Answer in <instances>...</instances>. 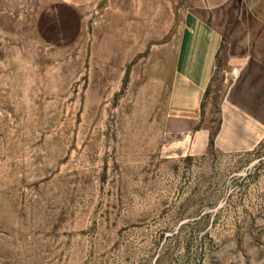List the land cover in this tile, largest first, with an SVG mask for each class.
<instances>
[{"label":"rangeland","instance_id":"374dc122","mask_svg":"<svg viewBox=\"0 0 264 264\" xmlns=\"http://www.w3.org/2000/svg\"><path fill=\"white\" fill-rule=\"evenodd\" d=\"M190 1L0 0V264H264V136L191 154L170 111ZM196 12L222 33L212 137L222 64L264 26Z\"/></svg>","mask_w":264,"mask_h":264},{"label":"crops","instance_id":"0c3cea01","mask_svg":"<svg viewBox=\"0 0 264 264\" xmlns=\"http://www.w3.org/2000/svg\"><path fill=\"white\" fill-rule=\"evenodd\" d=\"M55 1L81 6L96 0ZM241 1L256 21L264 26V0ZM231 2L191 0L192 9H188L184 16L169 107L174 119L190 124L187 129L178 132L186 134L185 141L191 154L206 151L211 139L216 149L231 151L250 148L264 136V37L228 57L222 64V70L233 83L220 104V123L212 137L211 128L200 123L204 97L218 67L222 33L196 10H213ZM233 64L239 67L237 77L229 68Z\"/></svg>","mask_w":264,"mask_h":264},{"label":"built area","instance_id":"2783aa9c","mask_svg":"<svg viewBox=\"0 0 264 264\" xmlns=\"http://www.w3.org/2000/svg\"><path fill=\"white\" fill-rule=\"evenodd\" d=\"M231 73L234 77H237V75L239 74V67L232 68Z\"/></svg>","mask_w":264,"mask_h":264},{"label":"trees","instance_id":"16d2710c","mask_svg":"<svg viewBox=\"0 0 264 264\" xmlns=\"http://www.w3.org/2000/svg\"><path fill=\"white\" fill-rule=\"evenodd\" d=\"M210 143L213 145V139H211Z\"/></svg>","mask_w":264,"mask_h":264}]
</instances>
